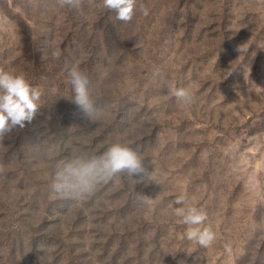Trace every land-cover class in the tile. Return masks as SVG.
Masks as SVG:
<instances>
[{
	"label": "rangeland",
	"instance_id": "rangeland-1",
	"mask_svg": "<svg viewBox=\"0 0 264 264\" xmlns=\"http://www.w3.org/2000/svg\"><path fill=\"white\" fill-rule=\"evenodd\" d=\"M101 5L0 0V68L42 90L0 141V264H264V0H137L127 23ZM73 65L93 121L71 98ZM113 143L157 183L122 173L84 198L53 191L61 162ZM181 192L207 214V247L174 214Z\"/></svg>",
	"mask_w": 264,
	"mask_h": 264
},
{
	"label": "clouds",
	"instance_id": "clouds-1",
	"mask_svg": "<svg viewBox=\"0 0 264 264\" xmlns=\"http://www.w3.org/2000/svg\"><path fill=\"white\" fill-rule=\"evenodd\" d=\"M25 3L27 6H35L36 0H25ZM57 3L61 7H79L81 0H57ZM101 6L114 12L117 20L127 23L135 15L137 0H102ZM139 10L143 15H148V9L142 3ZM52 55L59 59L61 52L57 49ZM67 71L73 90L71 98L82 116L93 121L97 109L88 78L76 65L69 67ZM154 75L163 79V74L159 72ZM169 91L181 101H192L186 88L172 86ZM41 96L42 90L30 84L23 73L0 68V141L14 128H23L25 122L32 121L41 104ZM122 173L135 177L136 184H147L149 181L157 183L152 171L136 151L121 143H113L102 154H80L61 162L51 178V188L62 197L84 198L92 194L99 185L110 182ZM188 199L186 192H181L176 197L174 203L180 206L174 209V214L187 226V239L207 247L215 239L211 228L204 226L207 214L189 204Z\"/></svg>",
	"mask_w": 264,
	"mask_h": 264
}]
</instances>
